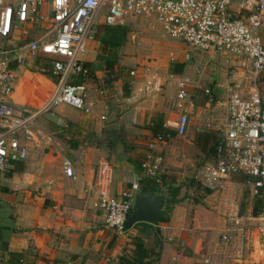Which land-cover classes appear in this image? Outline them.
Segmentation results:
<instances>
[{"label":"crops","instance_id":"0c3cea01","mask_svg":"<svg viewBox=\"0 0 264 264\" xmlns=\"http://www.w3.org/2000/svg\"><path fill=\"white\" fill-rule=\"evenodd\" d=\"M154 39L157 44L146 46L153 55L140 64L156 69L161 86L156 85L145 95L138 94L131 83L132 77L128 74L127 82L119 76L116 64L108 69L106 62L102 63L113 59L110 56L100 59L98 49L93 47L85 57L92 73L86 85L90 95L96 98L92 113L61 103L36 118L32 136L23 141L25 159L0 173V200L13 206L16 223L14 228L0 227V264H19L20 258L27 264H119L123 254L133 258L140 240L149 250L143 264H199L200 255L209 254L205 250L206 234L210 229L213 234L214 229L222 231L225 220L213 216L211 208L208 210L199 201L179 199L171 204L168 218L159 219L160 232L153 225L161 241L159 248L153 242L148 245L147 227L142 225L136 224L123 234L106 227L104 212L98 206L102 193L118 196L132 181L139 184L145 178L140 161L153 135L147 126L160 118L173 129L182 112L176 106L178 89L175 73L169 72L170 62L185 63L178 75L190 79L187 85L190 98L185 104L189 122L184 134L170 136L157 144L163 156L164 189H178L182 180L186 181L185 176L194 179L197 169H180L186 158L191 161L188 151H200L208 157L214 139L212 132H220L218 121L223 124L225 120V83L230 80L227 71L212 62L197 60L194 55L187 60L184 53L174 57L173 51L178 48L166 47L158 38ZM32 63L17 67L13 82L12 99L27 111L41 105L55 79ZM107 71L114 79L104 84ZM196 82L210 88L211 94L195 90ZM99 89L104 90L103 95ZM214 122L217 123L213 125ZM65 156L75 162V180L64 175ZM206 162L204 158L202 164ZM105 165L109 170L102 173ZM204 194L203 190V203ZM249 200L243 197L242 203L248 204ZM151 234L152 230L149 239H154V233ZM226 248L221 242L210 254L222 253ZM254 254L264 261L262 253L247 251L242 259L232 254L234 257L227 264H245Z\"/></svg>","mask_w":264,"mask_h":264},{"label":"built area","instance_id":"2783aa9c","mask_svg":"<svg viewBox=\"0 0 264 264\" xmlns=\"http://www.w3.org/2000/svg\"><path fill=\"white\" fill-rule=\"evenodd\" d=\"M230 2L0 0V37L15 43L0 51V173L25 159L23 141L32 136L34 121L40 115L61 103L92 113L96 98L86 85L90 68L84 55L96 26H124L129 14L142 17L149 20L151 28L190 44L184 59L191 58L190 52H194L197 60L216 66L223 63L230 78L225 83L226 117L214 145L213 159L203 163L194 175L205 191L202 200L225 218L220 238L227 248L222 253L201 254L199 264H227L234 255L242 259L247 251L264 255V0H239L235 10ZM29 62L55 78L34 111L18 107L12 99L17 67ZM128 74L140 95L161 86L159 73L146 63L129 69ZM75 78L81 82H70ZM189 80L175 74L176 106L182 112L172 128L178 135L186 132L189 122L185 109L190 98ZM194 88L204 95L211 94L210 88L199 82ZM98 92L104 94L102 89ZM162 125L171 129L167 123ZM168 137L169 134L164 138L162 133L153 132L140 162L142 175L157 184L162 182L163 167L157 144ZM62 168L66 177L76 179L71 157H63ZM108 170L105 165L102 173ZM138 190V182L132 181L118 196H99L98 206L104 212L106 227L117 234L126 231L125 223ZM246 196L250 200L242 205ZM256 199L261 203L258 212L253 211ZM252 221L256 224L249 223ZM19 264L27 262L20 258Z\"/></svg>","mask_w":264,"mask_h":264},{"label":"rangeland","instance_id":"374dc122","mask_svg":"<svg viewBox=\"0 0 264 264\" xmlns=\"http://www.w3.org/2000/svg\"><path fill=\"white\" fill-rule=\"evenodd\" d=\"M238 2H239V0H231L230 3H231L232 10L236 9ZM102 19H103V17H101L99 21H101ZM124 26H126L128 28V32L133 33L132 36L130 35L131 33L126 35L127 37L125 38V42H123L120 46L111 47V48H108V50L107 49L103 50V48H102V46H100L99 42L93 37L92 39L87 40V43H86L87 52L85 53L84 58L86 57L89 50H92L93 47H95V49H98V54L100 55V59H104L106 56H110L113 59V61H112L113 64H116V67L118 68L117 69L118 71H116V73L119 76H122L127 82H128V77H129L128 76V69H131V67H134V66H139L141 60L145 59L147 56L153 55L152 49L151 48L148 49V47H146V46L151 47L150 43L157 44V42H155L154 38H156V39L158 38L161 42H163V44L166 47L178 48V49L173 51L174 57L181 56L184 53V51L187 50V47H189L191 50V46H189L190 44L186 43L181 38L171 37L165 32L159 31L156 28H151L149 20L144 19L142 17L139 18V17H135V16L129 14L125 18ZM98 27H99V25L96 26L95 31ZM259 30H261V29H258V33L263 36L262 31H259ZM148 34H150L151 36ZM14 45H15V43L8 41V39H6V38L0 37V51L7 49V48H11ZM190 54L194 55V52H192V53L190 52ZM204 55L208 56L206 53ZM219 56H221V54ZM102 64L105 65V61ZM217 67L226 71V67L223 65V63L222 64L220 63L219 66H217ZM103 69L105 70L106 68L103 67ZM31 70L33 71V69H31ZM127 82H126V84H127ZM196 119H199V118L196 117ZM218 122H219V125L222 126L221 122L220 121H218ZM216 123L217 122H214L212 124L215 125ZM212 124H211V127H212ZM208 125H210V124H208ZM208 128L212 129L210 127H208ZM212 135L215 137L216 132L213 131ZM188 153H189L188 154L189 157L191 158V161L187 160V158H186V161L184 162V164L181 166L180 169H198L201 166L202 162L204 161V158L207 161L212 160L210 156L204 157V153H202L200 151H196V152L195 151H188ZM208 153L209 152H207V154ZM195 172H196V170H195ZM185 179H186V181L182 180V182H181L182 184L180 186H177L178 187L177 195L180 197L179 199L185 198V199H188V200L193 201V202L199 201L201 204H204L207 207V209L210 208L209 206H207L205 203H203L201 201V197L203 195V190L201 189V187H199V185L194 181V179H191L190 177H187V176H185ZM162 193H163L164 197H170V194H171V193L166 194L167 193L166 189H165V193L163 191H162ZM133 203H134V201H133ZM162 207L164 210L165 205H163ZM209 211L213 216H219V217L221 216V218L225 220V218L221 214H219L217 210L211 208V210H209ZM249 223L250 224H256L253 221L249 222ZM213 232H214V234L212 233V229H210V232H208L206 234V238H205V240H206L205 250L207 252V249H208V251H210V252H207V253H209V254L212 253L211 251L213 249H215L216 245H217V247H218V245L221 246L220 236H221L222 231L221 230L219 231V229L217 228V230L214 229ZM146 241H148L147 242L148 245H149V243H151V245H152L155 241V238L149 239ZM159 242L161 243V241H159ZM182 251H184V249H182ZM214 253H218V252H214ZM245 264H264V261L260 260V255L254 254V256L252 255L251 257L248 258V260L245 262Z\"/></svg>","mask_w":264,"mask_h":264},{"label":"trees","instance_id":"16d2710c","mask_svg":"<svg viewBox=\"0 0 264 264\" xmlns=\"http://www.w3.org/2000/svg\"><path fill=\"white\" fill-rule=\"evenodd\" d=\"M128 32V28L126 26H108V25H100L95 33H94V38L99 42L100 46H102L103 50H108V48L111 47H117L120 46L123 42H125V38H126V33ZM106 65L108 67V69L111 68L113 62L110 60H105ZM87 66L90 68L89 63H87ZM184 61L182 60H175L170 62L169 64V72L171 73H175V74H180L182 73L183 69H184ZM92 73L90 70V77H91ZM70 82L72 83H80L81 79H73L70 80ZM126 87V85H124V88ZM163 122L162 120L159 119H155L153 120L147 127L150 128V130H152L154 133H162V135L164 136V138L167 137V134H169L170 136H174L176 135V132L173 129H169V128H164L163 127ZM216 132V136L213 139V143L210 147V151H209V156L211 157V159H213V154H214V145L216 143V141L219 138V132ZM141 162V161H140ZM18 164V161H15L14 164ZM146 178V177H145ZM142 178L141 179V183H139V189L143 190V189H157L160 191H163L165 193V189L162 187L161 183L157 184L155 183L153 180L148 179V178ZM167 193L166 194H170V197H164V203L163 205H165V209L160 212V218H164L167 219L168 218V212L171 209V204H174L175 202L179 201V198L177 197V193H178V189L174 188L171 190H166ZM244 205V203L242 204ZM261 209V203L258 199L255 200L254 206H253V211L254 212H258ZM139 224L145 227H147V232L145 237L147 238V240H149V233L150 230H152V236L155 238L154 244L155 246L160 245L159 242V236L157 235V233L154 230V226L146 223V222H137L134 225ZM133 225V226H134ZM140 240V239H139ZM143 240H140L139 243L136 244L135 247V252L133 253V258H130V256H127L125 254L121 255L119 257V264H123V263H127V264H143L144 263V257L146 256L147 252L149 251L145 246L142 245ZM154 255L158 254V252L156 251H152Z\"/></svg>","mask_w":264,"mask_h":264},{"label":"water","instance_id":"95a60500","mask_svg":"<svg viewBox=\"0 0 264 264\" xmlns=\"http://www.w3.org/2000/svg\"><path fill=\"white\" fill-rule=\"evenodd\" d=\"M114 77L107 71L103 78V83L112 82ZM164 203V195L155 189H139L135 195L133 207L125 223V228H131L137 222H146L156 227L160 232L158 223L160 212ZM16 226L13 206L0 200V227L14 228Z\"/></svg>","mask_w":264,"mask_h":264}]
</instances>
